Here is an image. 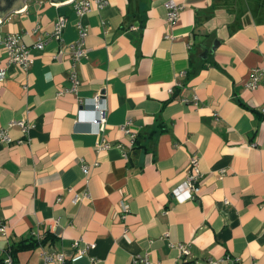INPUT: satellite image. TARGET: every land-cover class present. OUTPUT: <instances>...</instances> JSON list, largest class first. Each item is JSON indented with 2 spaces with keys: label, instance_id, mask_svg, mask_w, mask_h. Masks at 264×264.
I'll return each mask as SVG.
<instances>
[{
  "label": "crops",
  "instance_id": "1",
  "mask_svg": "<svg viewBox=\"0 0 264 264\" xmlns=\"http://www.w3.org/2000/svg\"><path fill=\"white\" fill-rule=\"evenodd\" d=\"M176 1L175 24L168 0L95 7L81 19L87 55L77 62L68 45L79 18L69 0H24L0 18V33L17 34L34 58L28 70L6 65L0 47V128L13 139L0 141V260L34 234L49 239L14 264H45L44 251L64 253L65 264H264V86H247L264 66V13L240 26L221 0ZM59 15L68 19L62 43L52 37ZM38 40L43 49L33 48ZM192 60L199 70L186 79ZM103 90L101 129L91 102ZM17 119L27 133L10 126ZM103 138L110 147L101 150ZM194 155L200 190L180 199ZM76 193L85 196L77 204ZM75 241L88 247L77 259Z\"/></svg>",
  "mask_w": 264,
  "mask_h": 264
},
{
  "label": "built area",
  "instance_id": "2",
  "mask_svg": "<svg viewBox=\"0 0 264 264\" xmlns=\"http://www.w3.org/2000/svg\"><path fill=\"white\" fill-rule=\"evenodd\" d=\"M70 3L74 4L75 11L78 15V21L76 22V26L78 29V39L70 43L68 47L73 52V59L75 62L80 61L82 58L86 57L87 49H86V38L88 36V28L82 22V18L92 12L95 7L102 8L109 3V0H69ZM167 8L169 9L168 22L170 24H175L180 18V12L182 6L176 0H168ZM68 24V19L65 15H59L57 19L54 21V28L52 32V37L61 43L64 42L63 32ZM0 47L5 50L6 57L5 63L6 65H17L23 70H28L34 62V58L31 54V47L26 44L20 42L19 36L14 33H7L3 35L0 33ZM45 47V42L43 40H38L33 48L43 49ZM7 74L6 67L0 68V80H4ZM72 86L69 87L70 91L77 92L80 81L73 71L70 75ZM247 86L249 88H256L258 86H264V66L261 68H257L253 71L251 80L248 82ZM63 93V91H61ZM92 109L95 112V117L93 119V123L103 129L108 120V105L106 100V94L102 91H98L92 99ZM129 122L122 126V128L130 133L132 141H135L137 136L129 127ZM10 126H19L24 133H27L30 129L27 121L25 119H17L13 120L10 123ZM13 139L10 137L8 129L0 128V141L2 142H11ZM98 149H108L110 147V143L107 139L103 138L102 141L97 145ZM83 172L88 176L91 171V166L84 164L82 166ZM201 177L202 173L199 166V157L194 155L190 159V165L188 169V174L182 185L177 189L176 194L180 199H190L195 198L200 190L201 186ZM85 197L84 195L75 194L72 202L77 204L81 201V199ZM0 232L2 235L7 234V229L3 221H0ZM40 238L39 235H36ZM74 247H77L78 250L73 257V259H77L83 256L87 248H80L79 241L74 242ZM182 255L190 254L189 245L186 243H180L178 245ZM45 264H65L66 256L62 252H43ZM6 264H14L13 257L10 253H8L4 259ZM141 262L145 264H151L148 257H141ZM185 264V263H180ZM234 264V263H232Z\"/></svg>",
  "mask_w": 264,
  "mask_h": 264
},
{
  "label": "trees",
  "instance_id": "3",
  "mask_svg": "<svg viewBox=\"0 0 264 264\" xmlns=\"http://www.w3.org/2000/svg\"><path fill=\"white\" fill-rule=\"evenodd\" d=\"M218 8L223 9L228 14V20L232 23L243 22L245 16L252 15L253 17H258L264 13V0H221ZM227 21V20H226ZM229 22V23H230ZM231 23V24H232ZM241 26V24H240ZM199 70V67L195 66L193 60L191 62V66L189 70L186 72V79L191 78L195 75ZM182 84V83H181ZM180 86V85H178ZM176 86L174 89V96L175 91L179 87ZM141 135H137L134 141L135 148H139L141 146ZM49 239V235L46 237H36L34 234H31L29 237L23 239L18 243H14L10 245L7 252L10 253L13 257L14 262H17V253L25 250V249H36L39 246L45 244ZM0 264H6L4 259L0 260Z\"/></svg>",
  "mask_w": 264,
  "mask_h": 264
},
{
  "label": "water",
  "instance_id": "4",
  "mask_svg": "<svg viewBox=\"0 0 264 264\" xmlns=\"http://www.w3.org/2000/svg\"><path fill=\"white\" fill-rule=\"evenodd\" d=\"M51 1L53 3H60L67 0H51ZM24 7H25L24 0H0V18H3L8 12H10L13 9L23 10ZM219 44L220 41L216 40L209 51L213 52L218 47ZM205 56H207V53ZM102 92L105 91L103 90Z\"/></svg>",
  "mask_w": 264,
  "mask_h": 264
}]
</instances>
